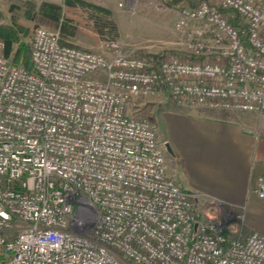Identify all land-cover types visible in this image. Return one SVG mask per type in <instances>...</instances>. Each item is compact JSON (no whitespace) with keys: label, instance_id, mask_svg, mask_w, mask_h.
<instances>
[{"label":"built area","instance_id":"1","mask_svg":"<svg viewBox=\"0 0 264 264\" xmlns=\"http://www.w3.org/2000/svg\"><path fill=\"white\" fill-rule=\"evenodd\" d=\"M181 12L200 27L159 63L37 25L29 69L0 41V264H264V232L244 233L243 213L184 188L156 125L128 111L163 90L264 115V0Z\"/></svg>","mask_w":264,"mask_h":264},{"label":"crops","instance_id":"2","mask_svg":"<svg viewBox=\"0 0 264 264\" xmlns=\"http://www.w3.org/2000/svg\"><path fill=\"white\" fill-rule=\"evenodd\" d=\"M157 93L164 103L170 97ZM174 103L162 111L171 133L164 140L159 136L173 150L170 174L226 211L243 213L244 232H264V198L256 193L257 180L264 177V115Z\"/></svg>","mask_w":264,"mask_h":264},{"label":"rangeland","instance_id":"3","mask_svg":"<svg viewBox=\"0 0 264 264\" xmlns=\"http://www.w3.org/2000/svg\"><path fill=\"white\" fill-rule=\"evenodd\" d=\"M55 1L62 6L61 21L65 20L69 29L73 31L63 35V41L98 52H109L107 42L111 39L118 40L127 54L140 55L142 51L181 52L186 47L187 32L200 27L199 22L184 18L183 13L175 7L166 6V0H82L110 9L111 18L118 29V35L115 37L111 34L110 28L105 29V34L99 31L92 16L94 14L99 16L102 13L80 3L66 4V0H0V26L15 24L25 42L30 45L33 29L37 25L62 27V24L42 16L39 10L42 3H56ZM192 2L197 3L198 0ZM182 19L185 20V25L180 28L177 23ZM170 106H175L174 101L168 97L164 103L157 93L147 98H132L128 104V111L136 117L154 123L160 138L164 140L171 133V129L162 111ZM167 164L169 170L172 167V159L168 151Z\"/></svg>","mask_w":264,"mask_h":264},{"label":"trees","instance_id":"4","mask_svg":"<svg viewBox=\"0 0 264 264\" xmlns=\"http://www.w3.org/2000/svg\"><path fill=\"white\" fill-rule=\"evenodd\" d=\"M193 0H166V6L175 7L178 11H182L187 3L190 7H195L197 3H193ZM191 2V3H189ZM66 4L75 5L77 3L92 7L96 12L102 13V15L94 14L92 17L95 19L96 25L102 34H105V29L110 28V32L113 37L118 35V29L115 21L111 18V11L109 8L87 3L82 0H66ZM40 13L44 17L50 18L52 21L62 24L61 33L62 36L67 33H73L69 29L67 22L61 21L62 19V6L53 2H45L39 8ZM233 23L238 24L236 18H232ZM0 39L5 43V55L9 57L15 63H21L27 68H32L31 50L30 45L25 42L22 37L20 29L13 23L4 24L0 26ZM64 42V41H63ZM66 43V42H64ZM166 51L159 53H152L157 63L164 57ZM140 55L148 56L150 53L141 52Z\"/></svg>","mask_w":264,"mask_h":264},{"label":"water","instance_id":"5","mask_svg":"<svg viewBox=\"0 0 264 264\" xmlns=\"http://www.w3.org/2000/svg\"><path fill=\"white\" fill-rule=\"evenodd\" d=\"M165 145H166L167 151H168L169 153H173V150H172V148H171V145H170L169 143H166Z\"/></svg>","mask_w":264,"mask_h":264}]
</instances>
